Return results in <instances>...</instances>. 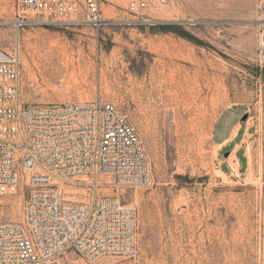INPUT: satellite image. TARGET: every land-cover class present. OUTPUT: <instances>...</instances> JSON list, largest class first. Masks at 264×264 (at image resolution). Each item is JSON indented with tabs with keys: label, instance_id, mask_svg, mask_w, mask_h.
<instances>
[{
	"label": "rangeland",
	"instance_id": "rangeland-1",
	"mask_svg": "<svg viewBox=\"0 0 264 264\" xmlns=\"http://www.w3.org/2000/svg\"><path fill=\"white\" fill-rule=\"evenodd\" d=\"M129 2L105 0L100 29L18 32L16 1L0 0V49L19 50L24 101L112 102L144 147L149 180L105 192L135 208L137 253L96 264H264V0H170L138 24ZM240 124L239 171L228 143ZM26 197H1L0 221H22ZM43 264L90 263L69 249Z\"/></svg>",
	"mask_w": 264,
	"mask_h": 264
},
{
	"label": "built area",
	"instance_id": "built-area-1",
	"mask_svg": "<svg viewBox=\"0 0 264 264\" xmlns=\"http://www.w3.org/2000/svg\"><path fill=\"white\" fill-rule=\"evenodd\" d=\"M16 29L105 23V0H15ZM170 0H130L132 23ZM257 51L264 69V25ZM150 178L125 114L98 98L29 105L19 50L0 49V198L27 192L23 220L0 221V264H43L74 249L90 264L137 253L135 208L106 190Z\"/></svg>",
	"mask_w": 264,
	"mask_h": 264
},
{
	"label": "crops",
	"instance_id": "crops-1",
	"mask_svg": "<svg viewBox=\"0 0 264 264\" xmlns=\"http://www.w3.org/2000/svg\"><path fill=\"white\" fill-rule=\"evenodd\" d=\"M251 134L249 128L245 124H240L235 135L229 140L228 145L233 148V153L238 164L239 171L245 167L247 164L246 153H247V140L250 138ZM245 159V161H244Z\"/></svg>",
	"mask_w": 264,
	"mask_h": 264
},
{
	"label": "bare ground",
	"instance_id": "bare-ground-1",
	"mask_svg": "<svg viewBox=\"0 0 264 264\" xmlns=\"http://www.w3.org/2000/svg\"><path fill=\"white\" fill-rule=\"evenodd\" d=\"M178 95L179 94H177V96L175 97L176 99H173V100H179L178 99ZM172 100V99H171ZM254 170V169H253ZM253 170H250L249 172H248V174H247V176H248V178H247V180H251V179H253L254 178V176H255V172L253 171ZM223 173V172H222Z\"/></svg>",
	"mask_w": 264,
	"mask_h": 264
},
{
	"label": "water",
	"instance_id": "water-1",
	"mask_svg": "<svg viewBox=\"0 0 264 264\" xmlns=\"http://www.w3.org/2000/svg\"><path fill=\"white\" fill-rule=\"evenodd\" d=\"M249 114L246 112L244 116L242 117V121H245L248 118Z\"/></svg>",
	"mask_w": 264,
	"mask_h": 264
},
{
	"label": "trees",
	"instance_id": "trees-1",
	"mask_svg": "<svg viewBox=\"0 0 264 264\" xmlns=\"http://www.w3.org/2000/svg\"><path fill=\"white\" fill-rule=\"evenodd\" d=\"M170 25H163V28L165 29V28H167V27H169Z\"/></svg>",
	"mask_w": 264,
	"mask_h": 264
}]
</instances>
